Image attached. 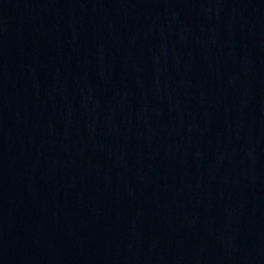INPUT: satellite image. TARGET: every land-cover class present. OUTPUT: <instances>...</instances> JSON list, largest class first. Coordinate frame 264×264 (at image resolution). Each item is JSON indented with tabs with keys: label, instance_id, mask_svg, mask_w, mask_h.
<instances>
[{
	"label": "water",
	"instance_id": "95a60500",
	"mask_svg": "<svg viewBox=\"0 0 264 264\" xmlns=\"http://www.w3.org/2000/svg\"><path fill=\"white\" fill-rule=\"evenodd\" d=\"M0 264H264V0H0Z\"/></svg>",
	"mask_w": 264,
	"mask_h": 264
}]
</instances>
